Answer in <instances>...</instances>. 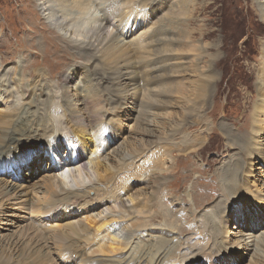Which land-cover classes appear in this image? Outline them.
<instances>
[{
  "label": "rangeland",
  "instance_id": "obj_1",
  "mask_svg": "<svg viewBox=\"0 0 264 264\" xmlns=\"http://www.w3.org/2000/svg\"><path fill=\"white\" fill-rule=\"evenodd\" d=\"M101 1L91 0V9L84 12L77 7L78 0H53L55 10L69 13L73 18H83L82 22L85 23L78 27L60 29L52 28L47 16L43 14L39 5L42 0H0V112L12 114L17 107L24 111L26 105L29 106L35 100L38 94L36 88L40 86L48 92L51 118L57 129L46 137L44 145L46 142L48 144L59 140L63 143L71 139V136H67V129L60 127L65 119L63 107L73 115L99 118L98 122L106 126L100 133L105 138L96 149L91 148L92 145L83 151L84 167L87 168L72 166L69 171V167L62 170L67 171L65 188L72 192L80 188L79 193L89 194L88 200H93L89 204L84 205L71 197L52 207H45L48 198L52 197L45 193L43 179L45 175L61 173L59 170L44 169L32 176L27 173L23 179L15 178V174L8 172L4 176L0 175L3 179L0 185V262L18 264L19 259L39 249L40 253L48 257V264H85L87 260L94 264H122V261L129 260L131 248L139 249L134 248L136 244L141 242L139 246L146 249V244L155 240L157 233L171 231L174 239L165 249L164 261L167 263L163 261V264H208L203 261L207 259L205 255L212 252L214 244L221 250L220 253H211L212 262L216 263L217 258L220 260L216 264H264V106L256 110L260 103L264 105V93L256 94L259 91V67L264 47V22L259 3L257 0H166L172 6L170 12L175 11L177 2L181 1L190 8L192 15L188 21L179 23L182 36L177 34V29L169 33L176 47L184 52L171 53L167 61L172 66L170 72L167 76L160 75L155 79L177 81V85L185 89L188 80H196L199 75L208 74L205 63L215 60V78L212 80L214 87L204 106L195 108L193 118H189L186 112V109L194 108L189 102L190 98L185 103L184 99L173 97L172 104L167 106L162 105L163 102L155 103L161 105L155 110L158 113L145 118L151 119L148 128L152 129L153 136L143 137L137 121L139 115L135 111H139L140 105L149 101V98L152 102L155 99L162 100V83L151 85V71L148 67L146 70L149 77L146 78L149 84L142 80L140 91L132 89V93L128 94L126 90L124 93L128 103H107L102 99L104 86L99 88L90 79L91 74L100 70L101 66L97 61L92 63L96 57H89L92 54L99 55L102 44L94 42V49L89 51L88 56L78 55L84 37H90V32L96 31L100 25ZM147 1L150 3L154 0ZM137 8L139 11L141 6ZM116 9H120V5ZM167 13L164 8L159 15ZM172 14L177 15L176 12ZM119 18V14L112 18V25L99 33V39L107 34L119 33L116 27ZM181 18L185 16H178L174 20L178 23ZM155 23L145 25V29H133L134 38L124 35L126 32L121 33L117 39L118 44L126 43L127 46L133 39L134 45L131 48L140 50L144 55L143 61L155 59L151 44H148V35L159 24ZM77 28L79 30L75 31ZM201 33H207L208 36L205 38ZM186 34L190 36L186 37ZM194 44L199 53L186 52L189 48L187 45ZM190 63L192 69L198 67V73L191 72L188 68ZM190 96L192 98L193 95ZM174 100H179L178 106H174ZM199 100L202 102L203 98ZM199 100L196 101L201 103ZM145 113L143 117H149L148 111ZM185 118L188 120L185 121ZM191 120L193 123H189ZM178 123L179 127H175ZM1 126L4 127V124ZM171 128L175 131L171 132ZM88 131L87 134L93 137L94 131ZM184 136L190 147L183 145L181 148L187 149L185 153L197 151L201 158L186 157L183 151L177 150L179 145L176 144L169 152L171 157L173 153L174 158L164 161L167 171L161 169L163 171L158 170L148 177L164 181L154 193L153 189L144 188L149 180L141 179L140 183L132 180L126 193L119 192L114 201H109L104 199L102 193L83 190L82 185L78 187L74 181L81 179L85 183L83 186L96 181L91 167L95 160L90 159L92 154H97L98 159L114 171L118 180L124 175L123 170H134V164L128 162L131 155L146 149L147 145L139 148L143 139L151 140L150 144L154 145L148 144L149 147H155V144L163 145L162 139H174L175 144ZM18 141L15 145L21 146ZM121 147L122 151L118 149ZM124 152L128 157H122ZM63 154L67 157L66 153ZM180 154L183 156L180 159L181 165L175 168L173 164ZM227 168H232L235 174L231 179L223 175V170ZM4 182H17V187L5 190ZM141 188L145 189L143 191L146 195L145 198L143 194L139 195L144 199L138 194L135 199L127 196L136 190L141 192ZM137 198H140L139 201ZM120 204L125 205L124 209L121 210ZM257 215L261 216L262 221L256 220ZM95 216L113 219L110 226H106L113 231L107 238L112 234L117 239L125 240L128 245L114 253H97L96 244L90 245L82 238L71 233L69 235L66 224L71 219L86 220ZM241 218L244 221L239 223ZM252 219L256 226L251 224ZM106 228L99 232L98 239L107 234ZM211 231L215 234V240ZM74 241L77 244L74 245ZM80 247L84 256L88 257L86 260H82L79 253L75 252ZM63 248L66 249L62 251ZM141 249L145 251L141 247L139 251ZM118 256L122 260L116 259ZM101 259L102 262H99ZM191 260L196 262L189 263Z\"/></svg>",
  "mask_w": 264,
  "mask_h": 264
},
{
  "label": "bare ground",
  "instance_id": "obj_2",
  "mask_svg": "<svg viewBox=\"0 0 264 264\" xmlns=\"http://www.w3.org/2000/svg\"><path fill=\"white\" fill-rule=\"evenodd\" d=\"M42 1L43 2L39 5L43 11V14L47 16L48 22L51 24V26H53L52 28L63 29V28H68V27H78L79 24L80 26L81 24H85L84 22H82L83 18L82 20H80L79 18H73L71 17V14L69 13L65 14L63 13V11L59 12L55 10L54 8L55 4H53V0H42ZM90 2L91 0H78L79 5L77 7L81 10H84V12H87L88 9L89 8L91 9L92 7V6L90 7V4H89ZM257 2L259 3V11L263 17L262 21L264 22V0H257ZM177 4L178 6L176 10L170 12L169 10L172 8V6L168 5L166 3V0H154L153 2H150V3H148L147 0H126V1L103 0L101 1V4H100V8H101L100 9L101 11H99L100 12V17H99L100 25L96 30L97 32L95 30L93 32H90L89 34L91 35L90 37L86 35L84 37V40L81 42L83 44L81 45L82 47L81 48L79 47L80 49L78 50V55L80 57H82V55L88 56L90 54L89 51H92L94 49L93 47L94 42L99 41V44L100 43L102 44L101 48L99 49V55L95 56V54H92L89 57V58L96 57V59L95 58L92 59V63L97 61L99 62L101 66L100 70H97L96 72H93L91 74L90 79L99 88H101V85H103L104 90L108 91L104 93V90H103V94H102V99L105 100L107 103H117L118 102V104L120 105L128 103L127 102L128 98L126 96V93H124L126 90H128V94L131 92L132 89H134L135 91L137 90L140 91L141 90L140 83L142 80L146 81L145 84H149L148 82L149 80L146 78V77H149V72L146 70L148 67L150 68V71H151L150 72L151 74L150 78H152L150 79L152 80L150 82L151 85L162 83L161 85L163 86L161 90H164V92L161 93L162 100L156 101L155 99V101L152 102V100L149 98V101L142 103L140 105L139 111L138 110L135 111L137 112V115H139L137 121L140 125V131L144 135L143 137L153 136L152 129L148 128V126H150L149 124H150L151 119H145V118H151L153 114L158 113V112H155V110L157 111L158 107H161V105H158L155 103L161 102L162 104L163 102L162 105L172 104L173 97H177V98L179 97V99H182V100L184 99V102L186 103L188 98H190L189 102L192 105V107L194 106V108L193 109L185 108V109L187 112V116L189 118L190 117L193 118V115L196 112L195 108H198L199 106V109H200L202 106H204L205 100L208 99V95L210 94V91L213 90V87H214L213 79L215 78V74H214L213 67L216 64L215 60L207 61L205 63L208 74L199 75V78L196 80H188V83H187L188 87L185 89L182 88L181 86H178L177 81H168V79H165V78H163L164 80L162 79L161 81L155 79L157 78V76H160V75L164 76L170 72L172 66L170 65V63H167V61L170 60L169 56L171 55V53L184 52L183 49L179 48L178 46L176 47L175 41L174 39L169 37V33H172L174 29H177V34L180 35L182 33L181 32L182 29L179 27V25L183 22L188 21V17H191L192 11H189L190 8L184 6L181 1H178ZM61 5H65V4L62 3ZM118 5H120V9H116ZM137 6H141L139 11H138ZM164 8L167 9L168 13L166 15H163V14L159 15V13ZM172 12H176L177 15L172 14ZM118 14L120 17L119 18L120 22L116 24V27L119 33L118 34L114 33L115 35L107 34L105 37H103V39H99V35H100L99 33H101V31H104L107 27L112 25V18L114 16H117ZM178 16H185V18H181L180 21L177 23L176 20L174 19L178 18ZM174 21H175V24H174ZM155 22L159 23L158 27L153 28L154 30H152L153 32L151 34H149L148 32L149 34L148 38L150 41V43L148 44H151V50L153 52V55H155V59L153 58V60H150V61L149 60L143 61L142 57L144 55L140 53V50L137 48L136 49L131 48V46L134 45L133 39H131V41L127 43V46H125L126 43L118 44L117 39L121 33L126 32L124 33V35H131L134 38L135 34H133L134 33L133 29H138V28L145 29L143 28L145 25L150 24V23L154 25ZM78 30L79 28L75 29V31H78ZM182 34L180 36H182ZM206 34L201 33V35L205 38L206 36H208ZM185 36L188 37L190 35L186 34ZM187 46L189 48L187 51L185 50L186 52H192L196 54L199 53V49L198 47H196L195 44L187 45ZM261 52H260L262 54L261 57H263V59H262V62L260 63L261 66L259 67V72H261V75H259L260 77L259 91L256 94L261 93V92L264 93V47L262 48ZM188 68L191 70L192 73L194 74L198 73L197 72L198 67H194L192 69V63L189 64ZM176 71L183 72V70L181 69H177ZM184 73H186V71H184ZM36 91H38V94H36L37 96L35 100L33 101V103H29V106L26 105V108L23 106L22 108H25L24 111H20L21 109L17 107V109L12 111V114L11 113L9 114V112L8 113H3V111H1L2 113L0 112L1 113L0 114V124L1 125L2 123L4 124V127L1 126L2 128H0V175L4 176L3 174H7L8 172L10 174H15L14 175L15 178L23 179L25 178L24 176L27 173H29L32 176V174L34 173L39 174L40 172H43L44 169L53 170V171L59 170L61 171V173L57 175H49V176L45 175L44 177L45 179H43L42 185L46 191L45 193H47V195H50L52 197V199L48 198L49 201L45 207H48V206L52 207L53 205L57 204L59 201L70 200L71 197L75 198V200H79L84 205L89 204L90 202H93V200H88L89 194L86 195L85 193H79L80 188L78 189L79 191L77 190L75 192L68 190L67 187L65 188L64 185L67 186L66 174H67V171L72 169V166H76L77 168H83V169L87 168V167H84L85 163L83 162V158H84L83 151L87 147L92 146V145L93 146L91 148H94V150L96 149V147L105 138V137L100 136V133L102 132V130L103 131L105 130L106 126H104L102 122H98L99 118H90V117L86 118V116L82 117L77 114L76 116V115H73L67 112V110H64V107H63L62 110L64 112L63 115L65 116V119L61 123L60 127H62L63 129H67L66 131L67 136L68 135L71 136V139L63 143L60 142L59 140L53 143H48V144L46 142V145H44L45 144L44 142L46 141V137L49 136L54 131H56L57 129L53 123L54 119L51 118L52 114L50 112L48 92L44 91V88L40 86H37ZM151 94L152 93H150L149 95ZM190 95H193L192 98ZM201 98H203L202 102L199 100ZM196 100H199L201 103H199ZM177 101L179 100H174L173 102L174 106L175 105L178 106ZM263 106H264L263 103L262 105L260 103L256 107V110H259ZM147 111H148L149 117H143L144 113ZM174 115L176 116V114ZM187 120L188 118L187 119L185 118V121ZM189 123H193V121L191 120ZM175 127H179V123L176 124ZM173 128L170 129L171 132L175 131ZM88 129L90 131L91 130L94 131L93 137L87 134L89 133ZM184 138L185 136L183 138H180L181 140L175 144H173L174 139L173 140L162 139L164 140L163 145L159 146L155 144L156 145L155 147H151L154 145V144L153 145L150 144L151 140L143 139L142 142L139 144L140 146L139 148H141L142 145L143 146L147 145L146 149L142 150L139 154L132 153L133 155L130 156L132 158L130 159V162H128L129 164H134V170L133 169L132 170L129 169L130 171L123 170L122 172L124 173V175L122 177H119L118 180H117V175L114 174V171H112L108 165L103 164L98 159L97 154L96 155L92 154L90 156V159H95V160L93 162V166L91 167H93V171L96 176V181H90L89 184L87 183L88 185L86 186H83L85 185V183H83L82 180L79 178L75 179L74 181L78 185V187L79 185H82L83 190L85 189H88V191L93 190L95 191V194L102 193V196L104 197V199L109 200V201H114V199L119 194V192L121 193V192H124L126 189H128V187H130L132 180L137 181V183L142 182L141 179L149 180V182L147 183L146 186H144V188L145 187L151 188V190L153 189V193H154L156 189L162 186L164 181L163 179H159V178L158 179L155 178L151 180V178H148V177L151 176L150 175L151 173L157 172L158 170H161V169H163L164 171H167L168 168L166 169L164 167V161L170 160L173 157V153H171L172 154V157H171L169 152L172 149V147H174L176 144L179 145L177 146V150L183 151L182 154H185L186 157L194 156L196 158L197 156L199 159L201 158V156H199V153L197 151L195 153L191 151L190 152L188 151L189 153H185L187 149L185 148L182 149L181 147L183 145H188V147L190 146L188 144L189 142L187 141V139H184ZM16 141H18L17 143L21 144V146L15 145ZM194 143L192 144V146H194ZM42 144L44 146L36 149L37 146H41ZM148 144H150L151 146L149 147ZM246 144L247 143L245 142V145ZM163 147L164 149H162ZM197 147H199L198 144H197ZM132 148L134 147L132 146ZM118 149L122 151V147ZM91 151L93 150L91 149ZM63 153H66L67 157H64ZM182 154L178 156V160H175L173 164L175 168L181 165L180 159H183ZM46 155H48V158L46 157ZM126 155L128 157V154L124 152L122 154V157L125 158ZM42 163H43V167H42ZM66 167H69L67 168V171L62 172V170ZM229 169L227 168L226 170L225 169L223 170V175L224 177H226V179L227 178L231 179L233 178V175H235L233 170H231L232 168L230 170ZM2 182H3V179L0 178V185L2 184ZM16 183L17 182H13V183L4 182L3 185L6 186L5 190H8V189L11 190V189H14V187H17ZM57 188H59V192L57 191ZM143 190L145 189H142L141 192L136 190L135 192H131L127 194V196L129 195L130 198L135 199L136 197H138L135 195L143 194V197H144L146 193L144 194ZM60 195H64V197L59 198ZM143 197L142 199L145 198ZM140 198H137V201H139L138 199ZM147 199L148 201H150L149 196ZM148 201L146 203H143V207L147 205ZM137 203L140 204L141 202H137ZM181 204L184 205V202H181ZM124 206H125L124 204H120L121 210ZM134 206L137 207V205H134ZM137 208L136 209L139 210V207ZM140 215H142V213ZM255 218L257 221L258 220L262 221L260 215H257ZM73 219H76V218H73ZM113 221H114L113 219L108 220L106 217L96 218L95 216L89 219L86 218V220H82V219L80 220V218L76 220L71 219L69 223L66 225L69 230V235L71 233V235L73 234L78 238H82L83 240L88 242L90 245L96 244L97 253H114L115 251L127 246L128 243L125 240L115 238L114 235L112 234H111L112 236L110 235V237L107 238V235L109 233H112L113 231H112V228H106V226L107 225L110 226V222H113ZM243 221L244 219L241 218L239 220V223H242ZM251 224L256 226L254 219H252ZM103 228H106L105 230L107 231V234L101 237V239H98V234ZM157 234H158L157 236L155 235L156 236L155 240H150L151 242L149 243L145 242L147 243L146 249H144V247L142 246H139L141 242L136 244L137 247H134L135 249H137L138 247L140 249L141 247L145 251H142V249L140 251L139 249L134 250L133 248L130 247L131 248V250L129 251L130 258L127 261H122V264H163L164 262L167 263V261H164L165 251H166L165 249L167 248V246H169V243H171L172 240L174 239L173 238L174 235L171 234V231H166L165 233L159 232ZM210 234L213 237L215 235L212 231ZM75 236H73V238ZM149 236H151V234ZM149 236L148 238H151ZM50 237L51 236H49V238ZM215 239L216 237H214V240ZM73 244L74 245L77 244L76 241H74ZM64 249L66 248H63L62 251H64ZM211 249H212V252H209L205 255L206 258L210 260L205 259L203 263L216 264L218 261H220L219 258L216 259V263L211 261V253H214L215 251L220 253L221 251L220 248L214 244ZM38 250L31 251L27 256L22 257V259H19L18 264H48V260H49L48 257L47 256L45 257V255L40 253V251ZM75 252L79 253V256L82 260H86L88 258L84 256V253H83L84 251L83 252L81 251V247L75 249ZM29 258L31 260H29ZM116 259L122 260L119 256ZM102 260L103 259L99 260V262H102ZM193 262H196V261L191 260L189 263H193ZM89 263L94 264L90 260H87V262H85V264H89ZM0 264H5V263L0 262ZM103 264H107V263H103ZM197 264H200V263H197Z\"/></svg>",
  "mask_w": 264,
  "mask_h": 264
}]
</instances>
